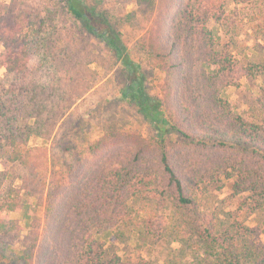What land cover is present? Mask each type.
Instances as JSON below:
<instances>
[{
	"label": "trees",
	"instance_id": "trees-1",
	"mask_svg": "<svg viewBox=\"0 0 264 264\" xmlns=\"http://www.w3.org/2000/svg\"><path fill=\"white\" fill-rule=\"evenodd\" d=\"M25 1L0 5V264H134L103 239L147 193L185 213L211 264H264V230L249 224L264 211V127L223 98L261 79L264 112V63H243L231 37L236 7L258 0H157L154 13L150 0L139 12L131 0ZM105 60L155 132L134 148L85 103L103 79L91 65ZM220 181L232 201L223 222L196 198Z\"/></svg>",
	"mask_w": 264,
	"mask_h": 264
},
{
	"label": "rangeland",
	"instance_id": "rangeland-1",
	"mask_svg": "<svg viewBox=\"0 0 264 264\" xmlns=\"http://www.w3.org/2000/svg\"><path fill=\"white\" fill-rule=\"evenodd\" d=\"M34 1L37 0L25 2L32 3ZM39 1L41 0L37 2ZM150 2L155 3L151 8L154 13L157 0H150ZM3 3L10 5L12 0H0V5ZM125 4L128 6V11L139 12L146 8V4H141L137 0H131ZM147 12L150 14L149 9ZM235 13L240 22L239 32L231 36L236 43V55L243 63H264V0L238 5ZM147 25L148 28L151 27V23H147L146 28ZM209 26L217 35L219 27L215 21H211ZM222 42H227V39L222 38ZM101 48L103 45L99 47V49ZM0 50H2L1 44ZM103 56L107 58L108 54L104 52ZM109 65L110 62L106 60L91 65V69L98 71L103 79L93 90V95L88 96L85 103L90 109L95 110L97 120L106 122L107 129L128 133L121 138L122 143L119 145H124V148H134L137 144H144L143 141L149 139L155 132L149 122L139 115L135 108L120 100L119 92L123 84L121 66L118 65L105 76ZM154 74L155 76L150 79L149 86L152 94H159L163 75L159 70H156ZM4 76L5 69L0 68V78ZM260 80L255 82L242 79L237 85L225 89L223 98L228 100L234 109L247 120L264 127V112L258 103ZM129 131L136 133L137 136H129ZM98 136L95 132L93 139ZM31 144L46 145L40 139L32 140ZM150 194L136 197L131 204V218L114 228L103 239L108 253H118L125 260L134 264H145L146 262L150 264H211L214 259L213 251L207 250L205 244L188 231L185 213L178 210L171 200L164 203L157 199L148 200ZM230 194V186H225L224 181H220L207 188L205 193H198L196 198L201 209L215 214L219 218V222H223L224 212L229 210V205L232 202ZM227 205L228 207L225 209L224 207ZM43 212L44 209H40L41 217H43ZM11 216L21 218L15 214ZM249 224L251 226L259 224L261 225L260 230H264V211L254 217ZM22 225L27 227L25 221H22Z\"/></svg>",
	"mask_w": 264,
	"mask_h": 264
}]
</instances>
